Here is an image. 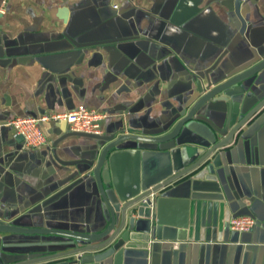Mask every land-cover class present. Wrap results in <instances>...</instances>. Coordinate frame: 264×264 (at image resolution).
<instances>
[{
    "label": "crops",
    "instance_id": "1",
    "mask_svg": "<svg viewBox=\"0 0 264 264\" xmlns=\"http://www.w3.org/2000/svg\"><path fill=\"white\" fill-rule=\"evenodd\" d=\"M0 6L4 123L84 105L107 115L103 135L162 136L194 105L207 78L214 87L264 59V0H0ZM227 93L237 112L241 105L253 107L264 96V73ZM227 108L222 102L199 113L223 126ZM195 126L196 131L184 130L181 143L209 140L206 130ZM42 127L47 144L40 148H27L13 128H0V224L103 232L111 217L93 169L62 163L98 160V143L72 136L55 149L69 126ZM219 153L218 185H208L220 186L234 213L253 215V230L239 233L227 225L223 242H202L189 241L186 230L166 227L163 240H154L149 251L126 250L123 264H264V107ZM58 240L65 239L0 234V243L13 250ZM81 256L79 264H114L103 251Z\"/></svg>",
    "mask_w": 264,
    "mask_h": 264
},
{
    "label": "water",
    "instance_id": "2",
    "mask_svg": "<svg viewBox=\"0 0 264 264\" xmlns=\"http://www.w3.org/2000/svg\"><path fill=\"white\" fill-rule=\"evenodd\" d=\"M260 73H264V59L217 86L213 87L207 78V85L194 105L182 113L171 132L162 136L65 134L54 144L55 149L62 140L72 136L98 143L94 148L98 160L62 163L91 166L101 198L110 213V225L101 233L81 234L0 224V234L49 235L65 239L18 244L19 250L0 243V264H47L73 256L77 257L76 263L52 264H79L81 254L95 251L112 255L114 264H123L126 250L149 251L154 240H163L166 227L186 230L189 241L223 242L232 218L254 216L234 213L232 200L219 190L220 186L215 189L208 183L218 185L219 176L215 170L223 165L219 151L230 145L241 128L264 107V96H261L253 107L241 105L242 110L237 112L227 92ZM222 102L228 107L223 126L199 113L205 106L214 110ZM195 125L206 130L209 140L200 145L181 143L184 130L196 131ZM21 138L24 141V137ZM169 144L173 146L162 148ZM145 145H155L159 149ZM54 154L58 159L55 150ZM154 193L157 196L151 199ZM52 246L60 247L61 252L52 254L54 248H49Z\"/></svg>",
    "mask_w": 264,
    "mask_h": 264
},
{
    "label": "built area",
    "instance_id": "3",
    "mask_svg": "<svg viewBox=\"0 0 264 264\" xmlns=\"http://www.w3.org/2000/svg\"><path fill=\"white\" fill-rule=\"evenodd\" d=\"M117 9L118 6H115ZM4 7L0 6V14L4 13ZM107 115L90 109L84 105L75 109L54 114H44L39 118H15L8 122H0L1 127L13 128L19 136L24 137V145L27 148H40L47 144V137L43 125L48 123H66L71 132L103 135L102 124ZM157 194H151L150 198L154 199ZM146 202V201H144ZM257 221L251 216H238L232 218L229 222L231 231L239 233H248L256 226Z\"/></svg>",
    "mask_w": 264,
    "mask_h": 264
}]
</instances>
